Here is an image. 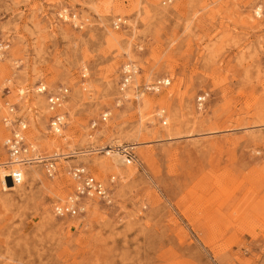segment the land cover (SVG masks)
Listing matches in <instances>:
<instances>
[{
  "label": "rangeland",
  "instance_id": "obj_1",
  "mask_svg": "<svg viewBox=\"0 0 264 264\" xmlns=\"http://www.w3.org/2000/svg\"><path fill=\"white\" fill-rule=\"evenodd\" d=\"M0 36L10 43L0 163L5 102L26 116L41 154L62 155L53 178L32 164L22 184L0 183V264H264V0H0ZM128 60L132 87L170 85L123 97ZM40 83L68 88L60 135L48 131ZM113 141L134 145L139 166L67 155ZM79 163L115 177L112 202L85 199L82 213L59 217L53 205L72 192L66 171Z\"/></svg>",
  "mask_w": 264,
  "mask_h": 264
},
{
  "label": "built area",
  "instance_id": "obj_2",
  "mask_svg": "<svg viewBox=\"0 0 264 264\" xmlns=\"http://www.w3.org/2000/svg\"><path fill=\"white\" fill-rule=\"evenodd\" d=\"M259 15V13H257ZM59 17L63 20L76 21V15L69 13L67 9H63L59 13ZM125 21L122 18H116L112 23L114 28H119ZM10 48V43L7 39L0 36V60H3ZM82 78L87 77V68L82 67ZM138 74V68L133 61H126L120 67V78L118 82V90L124 97L132 87L135 77ZM7 82H10L8 80ZM170 85V78L160 77L153 81L146 82L141 86L135 85L132 87L133 100L138 101L142 94L152 93L157 94L162 89ZM7 90L8 87L5 86ZM35 93L45 97V104L48 113V131L53 135H60L65 125V113L62 111L65 99L68 96V88L59 86L55 89H50L44 84H38L35 88ZM205 96L197 97L196 104L199 108L203 106ZM4 113L1 117V123L6 130V135L2 141L7 160L5 166V176L0 179V183L20 185L24 180V168L32 164H41L48 177L53 178L57 173V161L62 155L53 152L46 156L39 152L37 146L26 137L28 120L22 113L18 114L19 108L16 104L5 102ZM108 113L101 114V120L106 121ZM156 118L161 125H167L168 116L164 108H159L155 112ZM97 126L96 121H92L90 128L94 129ZM84 153L103 154L109 157H116L124 165L134 164L139 166L138 158L134 151V145L113 141L106 145L91 146L88 150L72 152L68 156H84ZM67 176L73 184L72 192L62 202H57L53 205V212L59 217L76 216L84 211L85 199H98L103 203H111L113 199V186L115 177L111 176L108 181L97 178L84 164L79 163L69 166L66 171Z\"/></svg>",
  "mask_w": 264,
  "mask_h": 264
},
{
  "label": "bare ground",
  "instance_id": "obj_3",
  "mask_svg": "<svg viewBox=\"0 0 264 264\" xmlns=\"http://www.w3.org/2000/svg\"><path fill=\"white\" fill-rule=\"evenodd\" d=\"M56 140V139H55ZM53 143H54V140H53ZM52 143V144H53ZM85 152V151H84ZM117 161L118 162H120V160L119 159H117ZM4 163H6V161H3V162H1L0 163V168H2L3 166H5V164ZM5 173H6V171H4V169H2V171H1V175H0V179H2L4 176H5ZM25 176V175H24ZM5 186H7V188H9V186H18V185H12V184H4Z\"/></svg>",
  "mask_w": 264,
  "mask_h": 264
}]
</instances>
